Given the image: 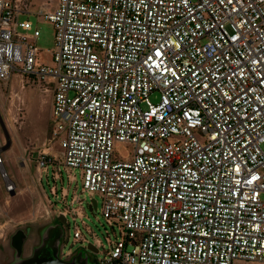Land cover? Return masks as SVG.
<instances>
[{
	"label": "built area",
	"instance_id": "1",
	"mask_svg": "<svg viewBox=\"0 0 264 264\" xmlns=\"http://www.w3.org/2000/svg\"><path fill=\"white\" fill-rule=\"evenodd\" d=\"M23 13L0 0V81L52 92L37 169L74 239L79 219L103 247L83 199L67 203L75 170L116 235L99 264L264 263V0H57L36 13L50 63Z\"/></svg>",
	"mask_w": 264,
	"mask_h": 264
},
{
	"label": "rangeland",
	"instance_id": "2",
	"mask_svg": "<svg viewBox=\"0 0 264 264\" xmlns=\"http://www.w3.org/2000/svg\"><path fill=\"white\" fill-rule=\"evenodd\" d=\"M30 11L29 14H20L19 18H29L37 26L40 35L35 44L40 49L39 60L43 63L51 62V51L54 46V29L52 23L45 18H36V13L43 5L45 9L52 10L57 0H22ZM52 93L42 86L29 80L22 81L20 77L13 75L8 81H0V115L11 138L10 144H6L5 134L0 125V264H9L13 260L14 250L10 245V236L18 227L29 228L28 237L24 243L23 255L31 252L32 246L39 241V232L42 227L51 221H58V209L61 208L60 194L54 197L49 191L52 185L51 171L48 179L37 169L36 152L43 148L49 137L51 125ZM158 92H153L151 98L157 101ZM54 150L57 145L49 143ZM5 148L2 149V147ZM49 146V145H48ZM118 154L126 157L130 153L129 145L116 146ZM59 168V169H58ZM54 170H60L63 181H57V189L61 185L68 187L67 173L62 165L55 166ZM75 174V181L69 185L67 203L77 196L83 199L84 223L96 234L103 244L97 252L89 251L87 246L92 242L89 234L85 233L80 220H77L80 230L86 236L85 240H75L73 235V223L70 217V226L66 232L62 244L61 255L70 257L71 253L86 251L94 259H100L108 249V243L114 241L116 235L107 224L104 216L97 209L91 211L87 203L91 197L100 198L97 194L86 192L82 188V182ZM264 199V194H262ZM78 206L77 201L74 204ZM116 233L119 231L114 226ZM70 250V254L67 252ZM233 264H264L260 261L236 260Z\"/></svg>",
	"mask_w": 264,
	"mask_h": 264
},
{
	"label": "water",
	"instance_id": "3",
	"mask_svg": "<svg viewBox=\"0 0 264 264\" xmlns=\"http://www.w3.org/2000/svg\"><path fill=\"white\" fill-rule=\"evenodd\" d=\"M0 125L3 129V132L5 134L6 138V144H10L11 138L7 132L6 126L2 120V117L0 115ZM5 148V146L2 147V149ZM89 210L94 211L96 209V200L92 199V204L88 206ZM60 221L62 223H67L65 217L60 216L59 217ZM29 228L24 229L23 227H18L15 229V231L11 234L10 236V245L14 250V255H13V260L9 264H86L85 262H80L79 257L81 254V251H79L70 261H65L62 259H57V260H51L47 262H42L38 260V253L39 251L43 248L46 238L41 233V242L38 246H36L31 255L29 256H23V245L24 242L28 236ZM87 249L89 251L96 252L97 249L94 247L91 243L87 246ZM85 261V260H84ZM90 264H99L96 259H93Z\"/></svg>",
	"mask_w": 264,
	"mask_h": 264
},
{
	"label": "flooded vegetation",
	"instance_id": "4",
	"mask_svg": "<svg viewBox=\"0 0 264 264\" xmlns=\"http://www.w3.org/2000/svg\"><path fill=\"white\" fill-rule=\"evenodd\" d=\"M24 228V227H23ZM27 228V227H25ZM69 226L67 223H62L60 220L58 221H51L45 224L42 229L39 232V241L36 243V245L32 246L31 252L28 255H23V256H29L31 255L33 249L38 246L41 242V233L46 238V242L43 246V248L39 251L38 253V260L42 262H47V261H53L57 259H62L65 261H70L79 251L71 253L70 257L64 258L63 255H61V244L62 240L68 232ZM24 247V246H23ZM94 258H92L88 252L86 251H81L79 260L80 262H85L86 264H90L91 261ZM85 260V261H84Z\"/></svg>",
	"mask_w": 264,
	"mask_h": 264
},
{
	"label": "crops",
	"instance_id": "5",
	"mask_svg": "<svg viewBox=\"0 0 264 264\" xmlns=\"http://www.w3.org/2000/svg\"><path fill=\"white\" fill-rule=\"evenodd\" d=\"M51 92V91H50ZM52 93V92H51ZM51 102H52V97H51ZM51 113H52V108H51ZM49 132H50V130H49ZM24 229H26V228H24ZM28 237V236H27ZM27 239V238H26ZM26 241V240H25ZM25 243V242H24ZM24 246V245H23Z\"/></svg>",
	"mask_w": 264,
	"mask_h": 264
}]
</instances>
